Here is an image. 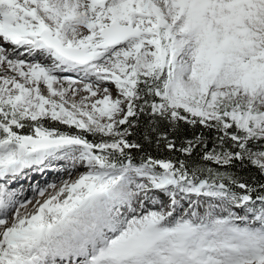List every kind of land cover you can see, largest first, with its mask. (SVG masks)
<instances>
[{
    "label": "snow or ice",
    "instance_id": "6c2138e0",
    "mask_svg": "<svg viewBox=\"0 0 264 264\" xmlns=\"http://www.w3.org/2000/svg\"><path fill=\"white\" fill-rule=\"evenodd\" d=\"M0 264H264V0H0Z\"/></svg>",
    "mask_w": 264,
    "mask_h": 264
},
{
    "label": "rangeland",
    "instance_id": "374dc122",
    "mask_svg": "<svg viewBox=\"0 0 264 264\" xmlns=\"http://www.w3.org/2000/svg\"><path fill=\"white\" fill-rule=\"evenodd\" d=\"M109 87H112V86L109 85ZM51 176H52V173H49V174H48V177H51ZM48 177H47V179H48ZM21 183H23L25 189H27V183H26V182H23V181H22ZM14 186H15L16 188H19V187H20L19 184H15ZM14 186H11V187H14ZM29 194L32 195V193H31L30 190H27V191H25V192L23 193V195H25V196H27V195H29Z\"/></svg>",
    "mask_w": 264,
    "mask_h": 264
},
{
    "label": "trees",
    "instance_id": "16d2710c",
    "mask_svg": "<svg viewBox=\"0 0 264 264\" xmlns=\"http://www.w3.org/2000/svg\"><path fill=\"white\" fill-rule=\"evenodd\" d=\"M137 138H138V137H137ZM134 155H136V156H137V159H139V154H138V153H134ZM153 155H156V153L153 152ZM252 172L254 173L255 170L252 169ZM242 175H244L245 177H247V176L249 175V173H248V172H244V173H242Z\"/></svg>",
    "mask_w": 264,
    "mask_h": 264
},
{
    "label": "bare ground",
    "instance_id": "6f19581e",
    "mask_svg": "<svg viewBox=\"0 0 264 264\" xmlns=\"http://www.w3.org/2000/svg\"><path fill=\"white\" fill-rule=\"evenodd\" d=\"M15 187V186H14ZM27 196H31V194L27 195Z\"/></svg>",
    "mask_w": 264,
    "mask_h": 264
}]
</instances>
